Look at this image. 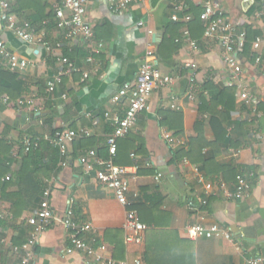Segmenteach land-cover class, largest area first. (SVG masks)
Here are the masks:
<instances>
[{
  "label": "crops",
  "instance_id": "obj_1",
  "mask_svg": "<svg viewBox=\"0 0 264 264\" xmlns=\"http://www.w3.org/2000/svg\"><path fill=\"white\" fill-rule=\"evenodd\" d=\"M178 1L144 0L121 15L111 10L109 0H90L87 20L94 27L95 45L104 44L99 52L81 39L68 38L67 30L57 27L54 11L59 0L12 2L11 11L17 19L34 25L35 43H25L0 22V40L8 50L31 63L25 70L16 72L17 82L24 88L18 99L11 101L0 91V133L5 131L6 122L13 126L7 137L12 146L11 159L6 162L12 166V173L7 177L12 174L15 177L20 168L17 157L24 154L23 139L27 135L48 140L52 129L91 132L90 137L79 138L69 147L65 166L61 159L48 179L40 175L45 190H51L55 219L39 238L33 264H106L82 252L66 254L71 240L63 219L70 200H73L75 220L93 226L92 232L82 236L85 241L97 250L106 245L107 252H98L118 262L134 264L140 259L145 264L148 261L150 264H248L250 258L264 255V43L258 51L253 49L257 37L264 39V0H219L235 21L250 25L257 32L250 55L242 57L243 76L236 83L260 100L256 108L240 99L238 87H227L232 72L223 60L222 48L204 38L203 24L190 28L188 23L172 20ZM42 16H50L46 20L48 24L40 22ZM186 29L190 38L184 35ZM192 41L198 44V50L191 47ZM42 42H47L50 48ZM149 51L154 53L155 66L173 77L174 82L152 93L149 111L138 116L128 137L118 140L114 164L138 168L129 175L132 191L139 195L135 204L142 202L148 206L153 221L142 243L128 244L124 231L127 208L118 203L112 190L85 172L79 157L96 149L101 158L110 159L107 140L114 127L104 116L108 112H125L127 102L114 104L112 98L125 83L136 79ZM91 56L93 63L88 62ZM259 57L261 61L257 63ZM61 58L72 61L78 71L62 76L61 83L51 93L48 83L67 68ZM0 64L7 70L1 58ZM188 64H196L197 69L189 68ZM85 74H88L86 79ZM193 74L194 91L211 81L213 94L205 93L206 99L215 96L217 90H226L234 98L235 108L227 130L228 137L239 146H218L217 165L209 168L210 175L203 170L199 155L195 163L174 156L177 149L189 150L191 140L198 136L199 124L204 126L206 140L215 142L211 118L200 111L201 99H186L192 89ZM173 95L180 99L179 110L171 108ZM48 116L53 117L52 125L46 123ZM96 119L100 120L98 125H94ZM165 132L182 144L172 147L164 139ZM51 152L44 147L45 156L49 157ZM202 155L212 158L215 154L206 148ZM224 166L237 171V176H244L251 184V191L242 200L228 196L235 192L237 176L228 173L225 177L219 171ZM196 167L207 181L215 184V193L199 213L190 206V203L200 205L205 195L203 185L197 182ZM160 173L162 178L157 181ZM4 180H0V264H19L22 247L34 230L29 218L40 204L15 217L13 205L5 196L18 188L3 189ZM220 181L226 183V191L218 187ZM201 217L208 226L220 225L233 240L190 239L186 228Z\"/></svg>",
  "mask_w": 264,
  "mask_h": 264
},
{
  "label": "built area",
  "instance_id": "obj_2",
  "mask_svg": "<svg viewBox=\"0 0 264 264\" xmlns=\"http://www.w3.org/2000/svg\"><path fill=\"white\" fill-rule=\"evenodd\" d=\"M14 0H0V22L5 25V28L13 33L16 37L23 40L27 44L36 42V30L34 25L29 21H19L12 13V2ZM144 0H109L111 10L117 14L126 13L135 3H141ZM90 0H59V4L55 7V19L57 27L67 30V37L70 39H81L92 46L93 51L99 52L103 49L104 44L95 45V31L93 25L87 20V10ZM191 5L200 6L202 8L201 21L204 26V38L210 42L217 43L223 50V60L226 66L231 70L232 77L227 83L228 88L238 87L240 99L248 106L256 108L260 100L244 86L236 84L241 81L243 76L242 57L247 42V30L245 24L240 21H235L224 8L219 0H179L175 13L172 16L174 22L189 23L192 20V15L188 12ZM48 24V22H44ZM140 27L143 23L139 24ZM150 34L153 32L150 31ZM184 35L190 38V31L186 29ZM43 46L50 48L47 42H42ZM264 43L263 37L256 38L253 49L258 51ZM191 47L198 50V44L191 42ZM0 57L3 65L8 71L20 72L25 70L31 63L19 57L17 54L8 50L3 41L0 40ZM154 53L149 51L146 53L138 71L136 79L132 82L125 83L118 93L112 98L114 104H119L122 101L127 102V108L123 114H105V120L109 121L113 127V133L108 137V151L110 159L105 160L100 157L96 149L88 150L79 157V163L84 168L87 174L93 175L102 185L113 191L116 200L120 205L127 208L126 218L124 223L125 240L128 244H140L143 242L144 233L148 230V226L143 223L137 211L130 209L138 199L139 195L132 191L129 175L136 173L138 168L119 167L114 164V158L117 155L118 140L126 138L130 135L133 128L136 126L138 116L149 111V100L152 93L157 89L167 88L172 85L174 78L163 74L154 64ZM61 63L67 68L60 73L57 79L48 83V91L53 93L56 87L61 83L62 76L78 71L75 64L68 58H61ZM261 61L259 57L257 63ZM88 62L93 63V57L88 58ZM189 68L196 70V64H188ZM88 74H85V79ZM196 79L193 74L191 78L192 89L187 94L186 99L197 101V96L194 91V83ZM173 110H179V97L172 96ZM21 105L24 102H20ZM100 120H94V125H98ZM91 132L88 130L75 131L70 128H62L57 131L53 139L54 145L59 149L62 157V166L66 165L68 158L69 147L79 138H88ZM164 139L172 146L176 147L182 144L174 138L171 133L165 132ZM40 140L33 141L29 138L24 141V152L29 153L33 148L38 147ZM133 159L137 156L134 154ZM18 161L22 160V156L17 157ZM194 172L197 177V182L203 185L205 195L200 201V205L195 206L190 203L200 212V208L205 207L209 203V198L215 193V184L209 182L201 174L199 168H195ZM162 178V174L157 175V181ZM10 180V177H6ZM218 187L226 191V183L220 181ZM251 184L242 175H238L236 179V189L234 193H229V197L235 200H242L250 191ZM55 219V211L51 203V190L46 189L43 193V200L39 208L29 218V224L34 230L31 237L22 247L23 256L19 264H33L35 258V248L39 242L41 234L52 224ZM204 218L201 217L199 222L187 226V236L190 239H215L225 238L233 240L232 235L224 230L220 225H206ZM64 227L70 233L71 245L67 248L66 254L72 255L77 252H82L87 255L96 256L99 262L106 264H129L127 261L118 262L111 257H106L100 252H107L106 245H101L97 250L89 245L82 237L84 234L93 231L91 224L80 223L75 220L73 210V200L69 202V208L63 219ZM134 264H145L142 260L137 259ZM248 264H264V255L252 257L248 260Z\"/></svg>",
  "mask_w": 264,
  "mask_h": 264
},
{
  "label": "trees",
  "instance_id": "obj_3",
  "mask_svg": "<svg viewBox=\"0 0 264 264\" xmlns=\"http://www.w3.org/2000/svg\"><path fill=\"white\" fill-rule=\"evenodd\" d=\"M254 11V8L252 9ZM251 11V12H253ZM192 15L191 22L188 23V26L192 28L193 26L201 27V13L202 8L200 6L191 5L190 10L188 11ZM55 16V12H54ZM50 18V16H42L39 18L40 22L46 21ZM54 24L51 21V25ZM204 29V26H202ZM247 30V42L245 46V50L243 55L248 56L251 53V45L252 41L255 40L257 36V32L253 29L252 26L246 25ZM1 58V57H0ZM18 74L14 72H10L5 70L3 66L0 64V91H3L9 97V100L13 101L18 99L21 94L24 92V88L22 85L17 82ZM211 81H207L205 86L195 88L197 99H201L200 111L203 115H209L211 118L210 124L212 130L215 135V142H208L205 138L203 131V124L197 125L196 131L198 132V136L191 140L190 148L188 151L184 149H177L174 152L175 159L186 157L191 162L195 163V157L197 155L200 156L203 164V170L207 175L212 174L209 168L216 164L215 158L219 150L216 148L220 145H227L231 147H238V144H234L233 141L228 137V126H229V118L234 111V98L229 95L226 90H217V94L212 96L209 100L206 99V94H213V87L210 83ZM216 92V91H215ZM222 107V109H220ZM53 117L48 116L46 123L52 125ZM12 124L10 122H6L5 131L0 133V180L4 178L5 183L3 189H8L9 187H17L18 191L7 194L5 198L9 200L12 205V213L15 217L20 216L24 211H30L36 209L41 203L42 195L45 190V185L40 179V175H43L45 178H49L53 171L57 169L59 162L62 157L59 149L52 142L55 134L59 129H52L51 135L48 140L44 137H38L33 135H27L24 139L29 138L33 141L37 139L40 140V144L38 147L33 148L29 153L24 152V144H23V155L22 160L20 161V168L17 171L15 177L10 175V180H6L7 175L12 173V166L8 165L6 162L11 158L12 146L9 144V140L7 139L10 130L12 129ZM48 147L50 151V156L47 157L44 155V147ZM211 148L215 155L212 158H206L202 155L204 149ZM215 156V157H214ZM118 157L117 155L114 158ZM49 159V160H47ZM217 165V164H216ZM219 171H222L225 177H228V173H232L234 176H237V171L233 169H229L227 167H220ZM231 175V174H230ZM14 177V178H13ZM137 211L141 221L145 223L148 228L153 224L152 220V212L142 202L133 204L130 208ZM144 213L147 215L145 216ZM149 264L152 263L148 261ZM194 264V263H192Z\"/></svg>",
  "mask_w": 264,
  "mask_h": 264
}]
</instances>
